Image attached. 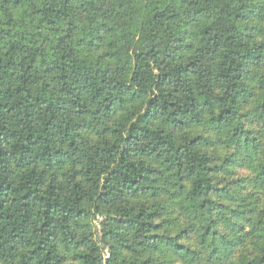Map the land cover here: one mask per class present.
I'll return each instance as SVG.
<instances>
[{"label":"trees","instance_id":"obj_1","mask_svg":"<svg viewBox=\"0 0 264 264\" xmlns=\"http://www.w3.org/2000/svg\"><path fill=\"white\" fill-rule=\"evenodd\" d=\"M0 264H264V0H0Z\"/></svg>","mask_w":264,"mask_h":264}]
</instances>
